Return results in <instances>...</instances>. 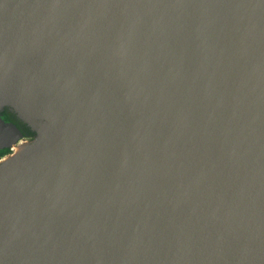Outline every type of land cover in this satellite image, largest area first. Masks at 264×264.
I'll return each instance as SVG.
<instances>
[{"label": "water", "instance_id": "95a60500", "mask_svg": "<svg viewBox=\"0 0 264 264\" xmlns=\"http://www.w3.org/2000/svg\"><path fill=\"white\" fill-rule=\"evenodd\" d=\"M4 109L0 264H264V0H0Z\"/></svg>", "mask_w": 264, "mask_h": 264}, {"label": "flooded vegetation", "instance_id": "af4514ba", "mask_svg": "<svg viewBox=\"0 0 264 264\" xmlns=\"http://www.w3.org/2000/svg\"><path fill=\"white\" fill-rule=\"evenodd\" d=\"M0 119L6 124L15 125L16 128L18 129L19 133L21 134L22 139L23 138H24V140L30 139V136H29L30 133L26 129V126L19 119H17V117L9 109H4L2 112H0ZM5 151L10 152V153H8V155L11 154V150L9 148L0 149V153H3ZM8 155H6V156H8Z\"/></svg>", "mask_w": 264, "mask_h": 264}, {"label": "bare ground", "instance_id": "6f19581e", "mask_svg": "<svg viewBox=\"0 0 264 264\" xmlns=\"http://www.w3.org/2000/svg\"><path fill=\"white\" fill-rule=\"evenodd\" d=\"M37 140V139H36ZM31 144H33V141L30 140H21L17 143H14L11 147V154L8 156H5L0 160V165L3 163L17 158L19 155H21Z\"/></svg>", "mask_w": 264, "mask_h": 264}, {"label": "trees", "instance_id": "16d2710c", "mask_svg": "<svg viewBox=\"0 0 264 264\" xmlns=\"http://www.w3.org/2000/svg\"><path fill=\"white\" fill-rule=\"evenodd\" d=\"M26 129L29 131V133H30V139H32V138H34V136H35V134L33 133V132H31L30 131V129L26 126ZM8 153H10L9 151H5V152H3V153H0V159L2 158V157H4L5 155H7Z\"/></svg>", "mask_w": 264, "mask_h": 264}, {"label": "rangeland", "instance_id": "374dc122", "mask_svg": "<svg viewBox=\"0 0 264 264\" xmlns=\"http://www.w3.org/2000/svg\"><path fill=\"white\" fill-rule=\"evenodd\" d=\"M22 140H24V138H23ZM25 140H30V139H25ZM20 141H21V140H20Z\"/></svg>", "mask_w": 264, "mask_h": 264}]
</instances>
